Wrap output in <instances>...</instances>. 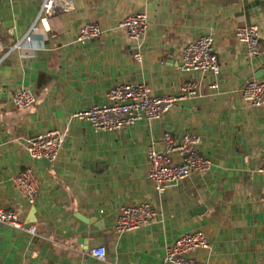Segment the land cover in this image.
<instances>
[{"label": "crops", "instance_id": "1", "mask_svg": "<svg viewBox=\"0 0 264 264\" xmlns=\"http://www.w3.org/2000/svg\"><path fill=\"white\" fill-rule=\"evenodd\" d=\"M43 2L0 0V209L37 229L31 236L0 225V264H161L166 247L193 230L211 244L209 252H194L198 260L264 264V106H250L238 91L250 79L264 80V0H69L66 10L40 15ZM140 11L148 24L137 47L120 22ZM87 22L103 33L77 43ZM34 23L32 40L10 49ZM242 25L259 29L255 57L235 37ZM202 35L214 39L220 72L186 77L182 48ZM185 79L199 84L197 96L157 121L96 132L72 118L105 103L117 85L145 83L155 95H177ZM19 89L32 91L35 105L14 107ZM53 129L64 134L57 159L32 162L29 140ZM167 131L176 143L196 134L211 168L157 193L146 151L161 149ZM25 167L40 184L33 205L10 181ZM144 201L156 208L155 221L117 234L120 209ZM97 247L105 248V262L91 256Z\"/></svg>", "mask_w": 264, "mask_h": 264}, {"label": "built area", "instance_id": "2", "mask_svg": "<svg viewBox=\"0 0 264 264\" xmlns=\"http://www.w3.org/2000/svg\"><path fill=\"white\" fill-rule=\"evenodd\" d=\"M67 6L69 0H65L63 6H59L57 0H44L39 14L48 15L64 11ZM147 24L146 14L140 11L126 15L120 22V27L125 30L129 40L138 47L145 35ZM36 30L34 23L10 49H21L25 43L32 40V33ZM102 33L103 28L100 25L87 22L80 27L76 42L82 44L98 39ZM235 37L244 45L250 57L261 53L259 29L256 25L237 27ZM133 58L137 64H140L143 60L141 51L138 50ZM180 70L186 77L193 72L219 74L220 66L211 35H202L184 45L181 51ZM210 87L215 89L217 83H212ZM198 90L199 84L189 79H185L177 95H155L145 83H126L111 88L105 103L75 111L72 113V118L88 123L96 132H113L138 123L157 121L168 113L176 102L196 97ZM238 91L242 100L250 106H264V80L250 79ZM11 102L16 108H29L35 105L36 96L28 89H19L13 95ZM63 142L64 134L61 131L54 129L47 131L29 140L26 155L32 162L44 159L50 163L54 162ZM198 143L199 137L194 133H186L181 141L176 143L171 133L167 131L163 134L161 149H157L154 145L147 148L149 162L147 178L152 182L157 193H163L167 187L181 179L210 170L211 160L197 150ZM258 171L264 176V154L260 158ZM10 181L29 204L35 203L40 184L31 167L19 170ZM260 203L264 209V191L260 196ZM157 215L156 208L148 201L123 206L115 220L114 231L117 234L135 231L153 223ZM0 225L31 236L37 233L36 227L23 223L12 210L0 209ZM200 250L206 252L211 250V244L205 233L201 230L183 233L166 247L161 264H207L193 256L194 252ZM90 254L100 262L106 260L104 247L94 248Z\"/></svg>", "mask_w": 264, "mask_h": 264}, {"label": "bare ground", "instance_id": "3", "mask_svg": "<svg viewBox=\"0 0 264 264\" xmlns=\"http://www.w3.org/2000/svg\"><path fill=\"white\" fill-rule=\"evenodd\" d=\"M57 4L59 6H63L65 4V0H57Z\"/></svg>", "mask_w": 264, "mask_h": 264}, {"label": "water", "instance_id": "4", "mask_svg": "<svg viewBox=\"0 0 264 264\" xmlns=\"http://www.w3.org/2000/svg\"><path fill=\"white\" fill-rule=\"evenodd\" d=\"M43 162L48 163V161L45 160V159L43 160ZM33 211H34V209H33ZM30 220H31V219H30ZM31 221H33V219H32ZM31 221H30V222H31Z\"/></svg>", "mask_w": 264, "mask_h": 264}]
</instances>
